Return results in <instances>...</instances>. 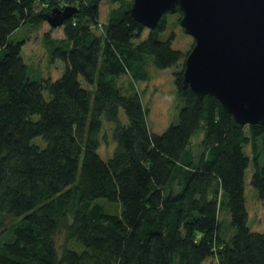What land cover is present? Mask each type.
I'll list each match as a JSON object with an SVG mask.
<instances>
[{
    "label": "trees",
    "instance_id": "obj_1",
    "mask_svg": "<svg viewBox=\"0 0 264 264\" xmlns=\"http://www.w3.org/2000/svg\"><path fill=\"white\" fill-rule=\"evenodd\" d=\"M108 2L115 6L98 34L100 0H0V264H264V126L241 125L213 96L182 88V66L178 121L152 132L140 95L124 93L118 78L146 81L148 56L165 69L183 54L173 35L158 37L165 15L148 29L131 17L132 0ZM65 6L75 10L63 36L44 35L63 71L33 78L25 39L13 35ZM103 120L114 142L106 159ZM250 161L261 231L247 226ZM219 191L235 230L223 242Z\"/></svg>",
    "mask_w": 264,
    "mask_h": 264
},
{
    "label": "water",
    "instance_id": "obj_2",
    "mask_svg": "<svg viewBox=\"0 0 264 264\" xmlns=\"http://www.w3.org/2000/svg\"><path fill=\"white\" fill-rule=\"evenodd\" d=\"M74 10L54 8L44 17L57 27ZM177 10L193 39L182 88L213 96L241 125L264 126V0H132L129 13L152 29Z\"/></svg>",
    "mask_w": 264,
    "mask_h": 264
},
{
    "label": "rangeland",
    "instance_id": "obj_3",
    "mask_svg": "<svg viewBox=\"0 0 264 264\" xmlns=\"http://www.w3.org/2000/svg\"><path fill=\"white\" fill-rule=\"evenodd\" d=\"M49 1V0H48ZM47 2V1H46ZM115 4H111L108 0H100L99 4V26L94 28L96 33H102L103 26L107 20L108 14ZM61 9V8H60ZM63 9V8H62ZM181 15L179 12L166 13V25L163 31L159 32L158 37L161 40L169 38L173 35L172 47L179 49L183 56L177 65L165 69H157L153 65V59L148 56L146 60V68L149 73V79L146 81H133L130 76L124 74L118 78L119 85L124 93L132 94L137 92L140 95L143 106L147 109V125L154 133L162 132L169 124L178 121V111L184 104V100L178 95L174 84V72L180 70L184 65V59L193 46V39L186 34L179 24ZM49 34L51 38H60L63 36L61 26L51 27L47 21L28 29L21 28L13 36L15 38L24 37L25 44L22 47V54L25 61L33 70V78L50 77L57 78L63 71L64 65L60 60L52 61L48 55L47 45L44 41V35ZM147 30H143L142 37L146 36ZM47 96V92L44 91ZM121 117H125L120 111ZM111 124L103 120L102 129L99 134L100 145L98 153L104 159L109 157L114 149V142L110 137ZM203 135V130L196 132L190 143V148L197 154L198 145ZM39 139V138H38ZM243 150L246 154H250V146L245 145ZM197 156V155H196ZM254 167L250 161L244 173L245 183V205L248 213L247 226L251 231H261L262 225L260 222V206L255 189L250 185V178ZM219 198L222 201L218 206V219L220 221L219 235L223 240H228L235 232L231 226L230 212L227 205L223 204L224 195L221 191L218 192ZM106 208L109 210H119L117 203H107L104 199ZM58 242L62 241V237L57 238ZM203 264H217L216 258L210 257Z\"/></svg>",
    "mask_w": 264,
    "mask_h": 264
}]
</instances>
